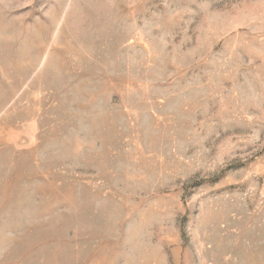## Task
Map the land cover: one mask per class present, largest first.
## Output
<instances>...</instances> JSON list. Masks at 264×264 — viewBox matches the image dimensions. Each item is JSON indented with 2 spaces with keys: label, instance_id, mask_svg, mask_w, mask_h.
<instances>
[{
  "label": "rangeland",
  "instance_id": "374dc122",
  "mask_svg": "<svg viewBox=\"0 0 264 264\" xmlns=\"http://www.w3.org/2000/svg\"><path fill=\"white\" fill-rule=\"evenodd\" d=\"M0 264H264V0H0Z\"/></svg>",
  "mask_w": 264,
  "mask_h": 264
}]
</instances>
